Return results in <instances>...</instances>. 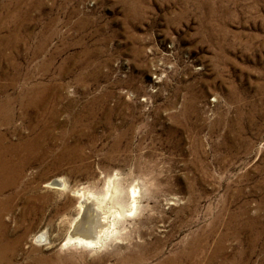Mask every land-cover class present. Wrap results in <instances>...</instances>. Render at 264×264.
<instances>
[{"label": "rangeland", "instance_id": "obj_1", "mask_svg": "<svg viewBox=\"0 0 264 264\" xmlns=\"http://www.w3.org/2000/svg\"><path fill=\"white\" fill-rule=\"evenodd\" d=\"M0 162V264H264V0H0Z\"/></svg>", "mask_w": 264, "mask_h": 264}, {"label": "bare ground", "instance_id": "obj_2", "mask_svg": "<svg viewBox=\"0 0 264 264\" xmlns=\"http://www.w3.org/2000/svg\"><path fill=\"white\" fill-rule=\"evenodd\" d=\"M0 164H1V162H0ZM4 168L5 167L3 165H0V173L1 174L4 173ZM8 186H10V182L8 180L2 181V178H1V180H0V191H2L4 188L6 189V187H8ZM135 193L136 192L132 188L131 189L132 197ZM82 203H84V200ZM82 205L83 204H81V207H83ZM96 209L90 208V207H85V209L83 211V215L80 218H78L75 225L73 226L74 235L72 236V238H69V239L74 240L75 242L77 241V242L82 243V244L87 245V246H92V245H95L97 243L99 236L102 233V229L104 228V225H105L104 224L105 218H104V214H102V212H99L100 210L97 211ZM0 249H1V244H0ZM3 249H5V248H3ZM3 260H5V259H3ZM160 264H178V259L177 258L168 259V260L163 261Z\"/></svg>", "mask_w": 264, "mask_h": 264}]
</instances>
